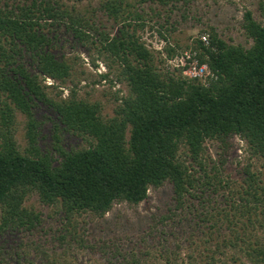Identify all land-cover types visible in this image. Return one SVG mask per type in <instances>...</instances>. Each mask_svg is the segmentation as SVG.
<instances>
[{"label":"trees","instance_id":"obj_1","mask_svg":"<svg viewBox=\"0 0 264 264\" xmlns=\"http://www.w3.org/2000/svg\"><path fill=\"white\" fill-rule=\"evenodd\" d=\"M128 7L105 2L113 22L105 31L57 0H0V236L39 224L40 215L25 204L32 194L43 205H60L66 217L89 212L101 218L115 203L137 205L149 188L168 183L174 207L206 225L202 252L165 264H264V12L261 22L250 11L243 14L248 48L220 39L213 28L207 46L194 40L189 50L216 76L204 85L157 67L139 35L145 16ZM65 21L78 39L95 40L119 63L128 94L109 119L97 103L51 99L41 84L46 78L63 83L70 75L46 32ZM38 103L52 109L63 131L88 138L89 146L66 150L55 138L52 152L41 151L33 112ZM15 111L27 120L23 151L14 138ZM232 136L245 141L260 166L244 165L234 181L217 167L222 160L205 155L207 141L225 144Z\"/></svg>","mask_w":264,"mask_h":264},{"label":"rangeland","instance_id":"obj_2","mask_svg":"<svg viewBox=\"0 0 264 264\" xmlns=\"http://www.w3.org/2000/svg\"><path fill=\"white\" fill-rule=\"evenodd\" d=\"M57 1L88 25L102 26L105 31L113 26L102 8L106 1L112 0ZM117 1L129 5L132 12L143 13L147 24L139 35L153 51L157 67L162 72L173 73L177 70L173 66L174 56L191 48L199 34L209 35L211 28L220 39L248 48L251 40L241 27L243 14L250 11L252 17L261 22L264 12V0ZM65 23L49 27L46 32L51 39L52 52L68 63L70 75L63 83L46 78L41 84L51 99L73 96L97 103L101 117L109 119L121 97L128 94L127 85L118 73L119 63L103 53L95 40L78 39ZM157 31H161L166 40ZM165 47L174 49L171 56ZM33 112L38 124L37 146L41 151L52 152L55 138L61 140L66 150L89 146L88 138L63 131L47 105L38 103ZM26 129V117L15 111L13 133L20 151L27 146ZM205 147L206 156L215 162L222 160L223 164L217 163V167L225 179L238 180L240 169L246 164L252 163L253 169L260 167L245 141L238 136L230 137L225 144L207 141ZM184 151L182 147L181 156ZM219 197L210 198V206L215 205ZM25 204L40 215V222L30 231L7 232L0 236V264H165L202 252L201 229L206 224H200L194 213L174 207L168 183L149 188L146 201L137 205L115 203L101 218L89 212L66 217L60 205H43L35 194L28 196ZM194 204L199 207L197 200ZM261 234L264 239V232Z\"/></svg>","mask_w":264,"mask_h":264},{"label":"built area","instance_id":"obj_3","mask_svg":"<svg viewBox=\"0 0 264 264\" xmlns=\"http://www.w3.org/2000/svg\"><path fill=\"white\" fill-rule=\"evenodd\" d=\"M198 40L205 46L208 45V34L201 33L197 37ZM174 68L180 71V76L187 80H195L204 85L208 81L215 80L216 76L209 70L206 63H200L197 58V52L185 50L179 52L173 59Z\"/></svg>","mask_w":264,"mask_h":264}]
</instances>
